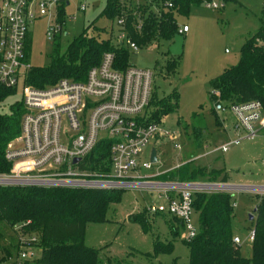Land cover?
Returning <instances> with one entry per match:
<instances>
[{
	"label": "trees",
	"instance_id": "1",
	"mask_svg": "<svg viewBox=\"0 0 264 264\" xmlns=\"http://www.w3.org/2000/svg\"><path fill=\"white\" fill-rule=\"evenodd\" d=\"M105 0V5L97 15L118 26L119 35L125 37L113 42V27L109 36L100 38L88 34V27L74 36L61 50L60 43L55 42L49 62L42 66H31L25 82L34 87L43 88L54 84L60 78L84 80L88 70L100 62L103 52L114 53V67L123 70L129 63L130 53L124 46L126 39L137 46L151 42H171L179 26L176 16L187 14L192 6L201 5L202 0ZM227 1V0H224ZM66 3L59 5V22L66 20ZM264 14V9H263ZM123 15L124 25L117 19ZM140 24V27H138ZM113 25V24H112ZM138 27V28H137ZM65 30L56 34L60 38ZM55 35V36H56ZM119 37V36H118ZM117 38V35H116ZM30 36L25 42L26 57H29ZM210 96L213 101L217 97L212 91L219 93L224 104L242 103L259 100L264 106V20L262 27L247 38L240 47L236 64L225 67L217 76L209 80ZM17 93L16 87L0 86V173L8 172L11 161L5 153L9 144L20 132V122L24 111L21 99H15L8 109L4 100ZM178 94L167 97H156L153 92L147 109L153 110L147 121L161 122V118L178 108ZM216 124L219 119L215 110ZM145 112V113H146ZM110 141L101 140L87 156L93 169H108V152ZM193 154L184 163L173 166L158 174L160 181L178 182H210L227 183L228 176L223 169L194 167ZM123 189H86L70 187L0 186V224L12 230L9 243L3 244V233L0 232V264H17L18 251L22 238L37 236L34 242L41 248L40 254L23 264H130L107 257L99 256V249L85 245L84 232L88 222H102L111 203L119 202ZM229 191H197L193 194V212L196 233L190 240L184 239L189 250L187 264H264V193L252 211V230L250 256H243L238 245L233 243L235 235L232 229L234 199ZM167 224L172 236L178 235L184 222L175 216L167 219L169 214L156 213ZM148 214L144 207L142 213L130 215L132 221L140 224L145 233L150 230ZM166 220H165V219ZM173 242H164L158 237L153 241V253L148 257H157L161 253H169Z\"/></svg>",
	"mask_w": 264,
	"mask_h": 264
},
{
	"label": "built area",
	"instance_id": "2",
	"mask_svg": "<svg viewBox=\"0 0 264 264\" xmlns=\"http://www.w3.org/2000/svg\"><path fill=\"white\" fill-rule=\"evenodd\" d=\"M70 1L0 0V86L19 88L24 107L20 132L12 143L15 146L5 153L11 167L8 172L0 173V186L154 189L162 200L147 205L148 214L166 213L182 220L185 239L190 240L196 233L193 194L231 189L223 186L224 183L160 181L155 177L168 169L147 171L153 165L151 150L147 159L142 155L160 132V124L147 121L145 114L153 88L150 69L129 65L119 70L114 67V53L105 51L84 80L64 77L43 88L25 82L32 66L25 51L29 24L38 18H47L45 34L53 40L66 22L58 20L59 5L65 2L68 6ZM201 4L219 9L225 1L202 0ZM166 5L171 7L172 2L166 0ZM85 8L86 1L80 0L78 10ZM66 18L69 20V16ZM124 21L123 15L117 19L120 26ZM187 29V25H182L178 33ZM124 37L122 32L119 38ZM125 41L133 49L138 47L129 39ZM212 93L217 97L215 112L232 116L229 127H224L231 131L232 137L212 151L226 152L230 146L253 139L264 129V106L259 100L226 105L218 98L217 91ZM101 140L110 141L108 169L102 166L92 169L87 156ZM174 146L181 148L179 143ZM253 236L251 230L248 239L252 241ZM36 239V236L21 239L17 264L36 258L33 245L27 247ZM240 242L239 236L234 235L233 243Z\"/></svg>",
	"mask_w": 264,
	"mask_h": 264
},
{
	"label": "rangeland",
	"instance_id": "3",
	"mask_svg": "<svg viewBox=\"0 0 264 264\" xmlns=\"http://www.w3.org/2000/svg\"><path fill=\"white\" fill-rule=\"evenodd\" d=\"M79 1L71 0L66 6L65 12L69 20L66 18L63 25L65 31L60 38L56 34L53 40L47 38V18H38L29 24L28 52L29 62L33 66L47 64L55 42H59L64 51L69 41L85 27H88V34L105 38L109 36L112 26L113 42L119 41L116 23L97 18L105 0H85L84 11L78 10ZM263 9L264 0H227L224 7L219 9H209L202 4L192 6L187 14L176 16L178 26H189V31L182 35V52L177 55L171 54L168 42L161 40L136 49L124 42L130 53L129 63L153 72V92L156 97L178 94V108L161 118L160 132L142 155L143 159H147L153 147L157 150L158 160L148 172L169 169L184 163L193 154L196 164L192 166L206 170H225L227 184L264 186V129L255 138L230 146L226 152L212 151L232 137V133L224 131L232 116L217 113L220 121L216 124V115L212 111L214 101L210 96L209 86L210 79L225 67L237 63L243 42L262 27ZM70 16L74 18L71 19ZM16 89V94L4 100L7 109L11 102L20 98V90ZM152 110V106L147 109V117ZM165 131L169 134H165ZM13 142L14 140L8 148L15 146ZM175 143H179L181 148L177 149ZM229 192L236 203L232 229L241 240L238 244L240 253L250 256L251 241L248 235L252 230V223L249 215L264 190L231 189ZM161 200L154 189L137 186L124 188L120 201L109 205L104 221L86 224L85 245L98 248L103 262L109 257L130 264H187L189 250L183 241L186 234L184 228H180L178 235L172 236L166 222L160 216L153 215L149 219L150 230L145 233L140 224L130 218L132 214L142 213L147 205L157 204ZM193 220L195 221L194 217ZM0 232L3 233L2 243H9L12 230L0 224ZM156 237L164 242L172 241L173 249L157 257H148L145 254L153 253V241ZM31 245L34 256L37 257L41 248H37L33 242H29L27 247Z\"/></svg>",
	"mask_w": 264,
	"mask_h": 264
},
{
	"label": "water",
	"instance_id": "4",
	"mask_svg": "<svg viewBox=\"0 0 264 264\" xmlns=\"http://www.w3.org/2000/svg\"><path fill=\"white\" fill-rule=\"evenodd\" d=\"M183 49V36L181 33H176L173 37L172 43L168 46V51L171 54L177 55L182 52ZM150 160L151 162L155 163L157 162V150L156 148L151 149L150 153ZM223 186H227L228 189H245V190H254V189H263L264 186H251V185H234V184H222ZM262 187V188H261ZM249 219H252V214L249 215Z\"/></svg>",
	"mask_w": 264,
	"mask_h": 264
},
{
	"label": "crops",
	"instance_id": "5",
	"mask_svg": "<svg viewBox=\"0 0 264 264\" xmlns=\"http://www.w3.org/2000/svg\"><path fill=\"white\" fill-rule=\"evenodd\" d=\"M183 25H187V24H183ZM181 26H182V25H181ZM181 26H179V27H181ZM187 26H188V25H187ZM188 31H189V26H188V29H187V31H185V32H183V33H181V34L183 35L184 33L188 32ZM171 43H172V41H171V42H169V43H168V45H169V44H171ZM228 127H229V125H228ZM228 127H227V128H228ZM224 131H227V132H230V133H231V131H230V130H224ZM167 169H168V168H167ZM164 170H166V169H163V170H161V171H164ZM235 235H236V234H235Z\"/></svg>",
	"mask_w": 264,
	"mask_h": 264
}]
</instances>
